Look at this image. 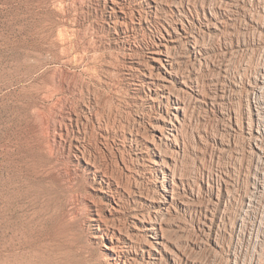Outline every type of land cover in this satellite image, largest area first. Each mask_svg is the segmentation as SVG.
Listing matches in <instances>:
<instances>
[{
	"label": "rangeland",
	"instance_id": "rangeland-1",
	"mask_svg": "<svg viewBox=\"0 0 264 264\" xmlns=\"http://www.w3.org/2000/svg\"><path fill=\"white\" fill-rule=\"evenodd\" d=\"M154 1L125 0L122 24L108 0H0L1 264H114L104 246L115 234L151 264L134 213L162 226L154 264H256L248 200L264 161L249 133L264 103V0ZM182 23L172 145L155 136L160 110L131 67L160 31L170 39L164 24ZM165 186L177 200L158 216Z\"/></svg>",
	"mask_w": 264,
	"mask_h": 264
},
{
	"label": "bare ground",
	"instance_id": "bare-ground-1",
	"mask_svg": "<svg viewBox=\"0 0 264 264\" xmlns=\"http://www.w3.org/2000/svg\"><path fill=\"white\" fill-rule=\"evenodd\" d=\"M108 3L112 5L113 11L123 14V22L121 23L123 24L127 22L125 16L126 13L124 12L125 0H108ZM139 4L147 6L149 9H151L150 11H152L154 10V8H156V5L158 3H156L154 0H139ZM163 27L167 34L170 36V39L167 38L162 31H160L159 36L155 40L153 45L150 46L149 49L147 48L148 53L145 59V63L143 64L142 62L138 61L132 64L131 68L134 70H141V68L143 67L142 69L144 71V74L147 75V79L143 80V82L137 85L135 90L137 92H143L145 98L150 101L152 107L156 108V106H158L157 109L160 110L157 114L156 120L161 121V124L156 125L154 123L155 128H153L157 130V132H160L159 135L161 136H158L156 134L155 136L161 141H163L164 139L169 142L171 141V144L174 145L177 141L176 139L178 128L174 124L172 116H174L175 118L178 117V113H180L181 111L184 112L185 107L183 105L182 98L179 96L180 94L178 93L177 95H175L174 93L176 91V86H187V77L184 78L179 74L176 67V61L173 57H171V48L173 44H177L181 41H184L185 43H190L191 41L190 35L188 34L189 32L187 33L186 26L183 23L179 24L177 27H172L173 32L170 31L167 25L164 24ZM257 93L258 95H264V80L258 83ZM257 107L259 109H256L257 114L254 115L255 117H257V120L255 121L257 122V124H255V127L251 129L249 134L251 136V140L253 141L254 156L258 159L257 161L262 162V160L264 161V146L262 144L264 139V130H262L260 126L264 127V103H261ZM164 109L169 117L164 116ZM170 110H173V112H171ZM160 116L165 117V119L158 118ZM260 123L262 125H260ZM155 149H157V145L155 146ZM157 150L159 151V149ZM157 156L162 159L161 165L167 167L165 165V159L162 158V154L159 152V154L157 153ZM141 157H143V155H139L137 159L139 160ZM153 164L155 166L159 165L157 162H153ZM107 185L110 186V183L108 182ZM163 190L165 193L163 194L164 201L162 200V205L157 207L154 211L158 216L160 213L163 214L166 212H170V209L175 207L177 200V198L175 197L174 187L165 186ZM118 202L115 201L116 206L114 204L112 205L114 211L118 209L117 207H120ZM248 206L255 210L254 221L256 220V228L253 234L255 238L254 246L256 248L255 255H257L258 257L255 260V263L260 264V262H264L261 261V259L264 258V253L260 249L261 245H263L264 242V183L255 184V192L253 193V197L249 198ZM132 218L135 220V222H133L135 230L142 231L144 236L146 237L145 245L147 247L141 248L142 255L144 257V254L147 253L150 259L149 263L154 264L157 260V257H154L153 252L160 253V246L161 248L166 246L163 242V239L165 237L162 233V226L158 222L157 217L151 218L150 221H145L142 219L145 218L143 215L134 213ZM107 236H109V234H107ZM135 241L128 237L125 240L124 238L122 240L121 237L116 236L115 234L110 237L109 242L111 243L107 242L104 247L106 250H108L107 254L114 264H137L138 258L134 255V253L130 254V251H127L120 245L126 244L127 246H129V248L136 249L138 248V242L136 243ZM255 257L256 256H254V258Z\"/></svg>",
	"mask_w": 264,
	"mask_h": 264
}]
</instances>
